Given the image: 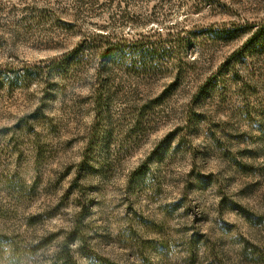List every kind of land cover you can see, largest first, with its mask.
Here are the masks:
<instances>
[{"label":"rangeland","instance_id":"374dc122","mask_svg":"<svg viewBox=\"0 0 264 264\" xmlns=\"http://www.w3.org/2000/svg\"><path fill=\"white\" fill-rule=\"evenodd\" d=\"M0 264H264V0H0Z\"/></svg>","mask_w":264,"mask_h":264},{"label":"trees","instance_id":"16d2710c","mask_svg":"<svg viewBox=\"0 0 264 264\" xmlns=\"http://www.w3.org/2000/svg\"><path fill=\"white\" fill-rule=\"evenodd\" d=\"M109 43H110L111 48H109L108 51L116 50L117 48L115 46H118L120 44L118 42L116 43V42H113V41L109 42ZM161 48H164V47L162 46ZM168 48L169 47H167V48L165 47L164 50H167ZM147 49H149V48H147Z\"/></svg>","mask_w":264,"mask_h":264}]
</instances>
